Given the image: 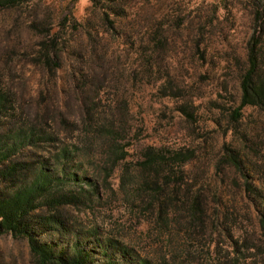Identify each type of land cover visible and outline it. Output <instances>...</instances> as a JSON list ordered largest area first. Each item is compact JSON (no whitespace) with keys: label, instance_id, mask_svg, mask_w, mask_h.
<instances>
[{"label":"rangeland","instance_id":"374dc122","mask_svg":"<svg viewBox=\"0 0 264 264\" xmlns=\"http://www.w3.org/2000/svg\"><path fill=\"white\" fill-rule=\"evenodd\" d=\"M259 1L27 0L0 9V137L33 130L44 139L22 157L51 165L65 149L78 183L97 186L71 209L72 226L146 264H264V114L246 106L230 122ZM225 146L243 172L225 161ZM147 147L193 152L166 192L183 172L203 225L184 208L158 214L138 164ZM0 264H33L26 241L0 233Z\"/></svg>","mask_w":264,"mask_h":264},{"label":"trees","instance_id":"16d2710c","mask_svg":"<svg viewBox=\"0 0 264 264\" xmlns=\"http://www.w3.org/2000/svg\"><path fill=\"white\" fill-rule=\"evenodd\" d=\"M25 1L0 0V9L18 6ZM50 51L43 54L46 62L52 60ZM238 92V104L230 113L231 124L239 122L241 110L246 106L264 114L263 1H259L255 9L246 57L239 66ZM5 99L6 95L0 94V114L5 113ZM30 131L22 137L19 134L0 137V233L24 239L33 264H146L144 259L132 256L130 249L117 240L98 237L94 232H82L72 226L74 216L71 209L92 201L97 186L87 181L88 190L78 183L75 172L66 167V160L71 156L65 149L53 157L51 165L47 160L22 157L23 149L30 143L44 139ZM224 149L225 161L243 172L238 151L233 152L227 146ZM124 154L121 150L117 160L124 158ZM192 157L191 150L147 147L142 151L138 164L141 174H145L144 188L150 191L151 201L159 215L170 208L172 211L184 208L191 222L203 225L206 210L200 196L183 186V172L180 171V178L177 177L174 186L166 192L174 166L180 168ZM70 181L77 185L76 188L69 186ZM246 189L250 192L249 187ZM251 193L254 192L251 190ZM258 220L264 236V211L259 210Z\"/></svg>","mask_w":264,"mask_h":264}]
</instances>
